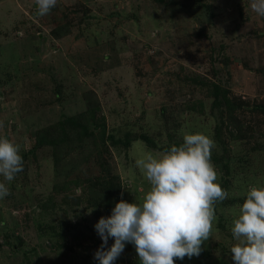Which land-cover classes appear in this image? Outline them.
I'll list each match as a JSON object with an SVG mask.
<instances>
[{
  "label": "rangeland",
  "instance_id": "1",
  "mask_svg": "<svg viewBox=\"0 0 264 264\" xmlns=\"http://www.w3.org/2000/svg\"><path fill=\"white\" fill-rule=\"evenodd\" d=\"M250 5L57 0L39 16L36 0H0V137L24 161L4 181L0 264H99L94 225L149 187L135 161L185 132L215 142L228 196L201 254L175 264H234L232 220L264 186V16ZM114 264H139L135 247Z\"/></svg>",
  "mask_w": 264,
  "mask_h": 264
},
{
  "label": "clouds",
  "instance_id": "2",
  "mask_svg": "<svg viewBox=\"0 0 264 264\" xmlns=\"http://www.w3.org/2000/svg\"><path fill=\"white\" fill-rule=\"evenodd\" d=\"M56 4L36 0L37 14H49ZM250 7L264 16V0H251ZM214 147L209 136L185 132L179 145L137 159L149 187L138 203L120 199L111 215L99 218L94 227L102 244L94 259L114 264L126 243L135 247L139 264H175L176 259L198 257L211 237L215 205L228 196L217 182L211 161ZM20 152V145L0 137V200L10 195L4 181L12 182L23 171ZM244 196L230 229L235 241L229 242L231 259L234 264H264V186L250 185ZM110 237L114 243L107 247Z\"/></svg>",
  "mask_w": 264,
  "mask_h": 264
}]
</instances>
